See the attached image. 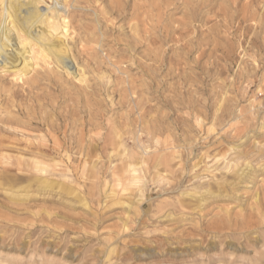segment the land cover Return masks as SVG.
<instances>
[{
  "label": "rangeland",
  "instance_id": "obj_1",
  "mask_svg": "<svg viewBox=\"0 0 264 264\" xmlns=\"http://www.w3.org/2000/svg\"><path fill=\"white\" fill-rule=\"evenodd\" d=\"M66 2L83 82L32 71L34 54L27 79L50 75L35 86L0 70V89L19 91L0 92V155L25 160L0 159V264H253L264 254V0H205L193 21L184 0ZM233 162L256 176L236 200L189 199L233 181ZM225 210L251 226L210 229Z\"/></svg>",
  "mask_w": 264,
  "mask_h": 264
},
{
  "label": "bare ground",
  "instance_id": "obj_2",
  "mask_svg": "<svg viewBox=\"0 0 264 264\" xmlns=\"http://www.w3.org/2000/svg\"><path fill=\"white\" fill-rule=\"evenodd\" d=\"M46 1H49L50 5H48L46 3ZM66 1L67 0H0V70L1 71H3V70H11L12 68H15L17 71L25 72V73H23L21 75V78H20L21 80H15V81H13V83H16L17 85L19 83H23L26 86L27 85H29V86L34 85L35 86V84H37L38 82L40 83V81L42 79L49 78V76H50L49 74H42L41 75L42 79L41 78H37V76H36V78L33 77V78H30L29 80L27 79L28 78L27 75L30 74L29 71H28V67H30V66H28L29 65V61H30L29 60V56H28L29 54H34L36 56H32V57H36V58L38 57V59H39L38 61L36 59L37 64L34 67H33V65H31V67H33L32 71L36 72L37 69H39V71H42L43 67H45V65H47L48 67H50V69L51 68L54 69L53 71L63 72L67 76H70L71 78H73L74 80L79 81V83L83 82V80H81V78H80L81 77L80 76L81 73H79L80 70L78 69V71H77V65L75 63L76 61H75V58H74L75 55L73 56L72 48L70 46L71 44H69L70 40L73 42V44H74L75 40L73 39V35L71 36V34L69 33V30H70L69 20L70 19H68V18H69V8L71 7V5H70L71 3L67 4ZM152 1H156V0H152ZM184 1H185L184 4H185V6H186V8L188 9V12H189L188 16H187L188 20L193 21L195 16H196L195 14H196L198 8L203 6V3L205 2V0H184ZM72 2L73 3H76V2L78 3V0H72ZM72 7H74V6H72ZM239 10H241V9H239ZM223 11L225 12V10H223ZM197 14H198V12H197ZM204 17H206V16H204ZM227 17H229V15ZM246 17H248V15ZM185 22H186V20H185ZM246 22H248V21L246 20ZM183 30H185V29H183ZM208 31H210V30H208ZM73 34H74V32H73ZM211 36H213V35H211ZM186 43H187V41H186ZM96 64L98 65V63H96ZM176 67H178V66H176ZM16 70H14V71H16ZM17 74H18V72H17ZM7 75H3V76H7ZM56 76H58V75H56ZM0 78H1V76H0ZM52 81H54V80H52ZM15 85H12V86H15ZM19 86H20V84H19ZM28 87H27V89H28ZM22 88H24V87H22ZM12 89H13V87L12 88H8V89H3V90L0 89V92L1 91H7L8 92V91H12ZM24 91H25V89H24ZM26 91H28V90H26ZM17 92H19V91H17V90L16 91H12V93L14 94L12 96H15L16 94H18ZM82 93L83 94H88L87 90L84 89V88H83V90L81 91L80 94L83 95ZM80 94H78V95H80ZM19 96H21V95H19ZM85 101L86 100H84V102ZM8 118H9V116L7 117V119ZM9 123H10V121H9ZM16 123H17V121H16ZM2 149H4V148H2ZM18 153L16 154L15 157L14 156L12 157V156H9V155H7V156H9V157H7L6 155L1 154L0 155V159L1 160H5V159L8 160V159L12 158L13 160H15V163H16L15 165H19L21 162H23L25 160H23L22 159L23 156L19 155ZM38 153L40 154V156H43V158L44 157L45 158L46 157L47 158L50 157L48 154H46L44 152H38ZM17 155H19V156H17ZM29 159H31V158H29ZM167 162H169V161L166 160V158L163 157V155L162 156H157L155 158V160L152 162L153 164H152L151 167L153 169H156L158 166L165 165ZM142 164L144 166H146V160H143L141 165ZM232 166H234L233 170H231V171H233V173H232L233 175L232 176H235L233 181L228 182L227 179H223V180H222V178L218 179V180H216L214 182V185L216 186L215 189L207 188L201 194H199V193L197 194V193H192L191 192V194H188L189 199H192L193 197L195 198V195H198V198H196L195 200H197L199 202L208 201L210 199L217 200V199H221V198H227L228 200H233V201L236 200L234 192L237 191V188L239 187L238 185L252 183V181L256 178V176H255V173L253 172L254 170H252V168H245L246 171L245 170H241L240 168H238L236 162H233ZM124 167H125L124 171H126V172L129 171L130 173H133V174H136V172H137V170L134 169L133 166H131V164L127 165V163H126V166H124ZM146 169L147 168H145V171H146ZM221 170H223V169H220V172H221L220 174H222ZM135 180H137V178L132 179V181H134V182H135ZM218 181H220V182H218ZM68 190L71 191L70 189H68ZM197 191H199V190L197 189ZM254 200H255V203H259L260 202V197H259V195L257 193L254 195ZM137 202H139V198L136 200V202L135 201L134 202L133 201H128L126 204L131 209V208H134L133 204H135V203L137 204ZM262 202H264V197H263V199H262V201L260 202L259 205H261ZM134 210H136V209H134ZM225 215H226L225 218H222V219L217 220L216 222L212 223L209 226V228L210 229H215V230H222L224 228H230V226H234L236 228L239 227V228H242V229H247V228H249L251 226V223L249 221H245V220L244 221H240V222L239 221L238 222L237 221H234V222L230 221V219H228L230 217V214H229L228 210H225ZM112 251H114V249ZM112 251H110L108 254H110ZM263 258H264V254L257 253L256 257L254 258V263L253 264L260 263L261 259H263Z\"/></svg>",
  "mask_w": 264,
  "mask_h": 264
}]
</instances>
